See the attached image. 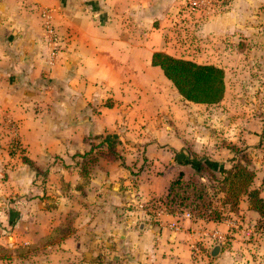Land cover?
I'll list each match as a JSON object with an SVG mask.
<instances>
[{"label": "crops", "instance_id": "obj_1", "mask_svg": "<svg viewBox=\"0 0 264 264\" xmlns=\"http://www.w3.org/2000/svg\"><path fill=\"white\" fill-rule=\"evenodd\" d=\"M47 25L60 39L54 59ZM155 52L221 68L224 99L214 105L184 100L152 66ZM249 95L264 96V0L194 10L184 0H0V124L24 150L10 155L0 134V161L19 157L23 165L0 170V244H36L75 212L73 234L27 264H194L193 245L203 252L202 264H252L251 252L263 254L254 245L264 233L246 198L238 217L221 222L164 212L153 219L140 208L157 204L181 173L198 178L197 162L221 175L238 158L226 147L197 145L160 125L243 122L244 115L233 120L228 112L260 111ZM146 122L158 124L156 133L143 129ZM260 124L233 145L247 147L254 187L264 199ZM97 136L112 137L126 167L101 157L84 178L77 155L88 152ZM45 169L41 185L37 172ZM6 172L9 178L2 179ZM83 180L88 187L80 197ZM63 185L71 186V195ZM5 191L18 197L31 192L33 198L9 203L2 199ZM215 245L221 250L212 258Z\"/></svg>", "mask_w": 264, "mask_h": 264}, {"label": "trees", "instance_id": "obj_2", "mask_svg": "<svg viewBox=\"0 0 264 264\" xmlns=\"http://www.w3.org/2000/svg\"><path fill=\"white\" fill-rule=\"evenodd\" d=\"M152 66L159 67L162 70L164 76L186 101L214 105L224 99L226 90L225 73L217 66L178 59L163 52H155L152 55ZM95 139L98 142L92 143L88 152L77 155L80 157L81 175L84 178L89 177L90 167L101 157L107 160L121 161L123 166L126 167L124 156L119 155L117 145L111 141V138L97 136ZM23 153L24 150L21 149V154ZM21 159L23 163L37 169L35 164L25 156H22ZM233 162L235 164L231 168L221 170L222 179H217L214 173L210 172L201 162H197L199 171L209 172V175L214 178L218 186H209L205 182L198 181L197 177L184 179L181 173L179 178L171 183L166 195L158 199L159 208L164 213L173 216L188 213L197 220L221 222L229 215L239 214L241 201L246 198L249 209L258 213L260 223L264 227V199L261 197L260 189L254 187L256 172L251 168V159L245 157L242 161L234 159ZM211 164L213 165V163ZM214 189L224 195L221 203L224 210L214 206L210 201L209 193ZM227 212L230 214H227ZM73 232V226L67 227L62 224L36 244L15 248H8L0 244V260L33 256L66 239ZM3 255L7 256L4 257Z\"/></svg>", "mask_w": 264, "mask_h": 264}, {"label": "rangeland", "instance_id": "obj_3", "mask_svg": "<svg viewBox=\"0 0 264 264\" xmlns=\"http://www.w3.org/2000/svg\"><path fill=\"white\" fill-rule=\"evenodd\" d=\"M184 55L186 56V54H184ZM229 85H231V86L234 85V81H232V78L229 79ZM232 96H233L232 102H235V97H237V96H234V95H232ZM246 99L248 101H250V103H252V104H254L256 102H260V104H261L260 111L255 112V111H253L254 108L250 107L248 109V111H244L243 113L242 112L239 113L236 110L235 111L230 110L228 112V118L233 119V120L238 119L241 116V114L244 115L243 116V118H244L243 122H164V124L160 125V126H162L164 128V131H170L171 128H174V131L176 132L178 138L183 139V140L187 139V140L191 141L192 143L196 142L197 145H200V144L205 145V141H207V142H209L208 144H211V146L213 148L217 147L218 149H220L219 147H226V148L230 149L234 155H237L238 158H235V160L242 161L243 158H245V157L250 158L249 154L247 153L248 152L247 147L244 145H241V146L233 145V141H235V138L237 136H239V134H242L243 131H246L249 134L255 133L254 130H256L257 125L262 126L260 123L264 122V96H260L259 98H257V96L255 97V95H249V96H247ZM157 125L158 124L156 122H146V124L143 126V129L146 130L147 133L149 132L148 134H150V133L154 134V132L156 133L155 127H157ZM0 126H1L0 127V134L1 135L3 134V139L5 140L4 141V145L6 147L5 150L7 152H9L10 155L13 153L14 154L21 153V147L19 146V144H17V141L15 139L16 137H14L12 135L13 133H11L12 132L11 129L9 127L7 128L1 124H0ZM149 128H150V131H147ZM260 131L262 132L263 130L261 129ZM262 137H264V136H262ZM113 142H114V140H113ZM116 143L118 144V140L116 141ZM263 145H264V142H263ZM189 150L192 151V149L190 147H189ZM119 152H120L119 155L122 156V151H119ZM191 153H193V152H191ZM262 157H259V159H262ZM193 158L197 159V157L195 155H193ZM199 158H206V157H205V155H200ZM57 162L58 161L55 160L53 163H57ZM233 164H235V162L232 161L229 168H231L233 166ZM18 166H19V169L22 170L23 165H22L19 157L14 158V159L12 158L9 161H0V170L6 169L9 171H12L13 169L17 168ZM48 171H49L48 169H45L43 171L37 172V175L40 174L39 180L41 182V185L46 183V172H48ZM197 176H198L197 180L200 182H205V183L209 184V186H213V187L218 186V184H217V182H215L214 178L212 176H210L209 174H207V171H199ZM192 177H195V176L193 175ZM215 177L217 179H222V176L220 174H215ZM4 178H6V179L9 178V174L7 172L2 177V179H4ZM202 179H205V181H203ZM87 184L88 183H86L83 180L81 185H78L81 187L84 186L81 195H79L80 197L85 195L86 189L88 187ZM70 188H71L70 185L68 187L63 185L62 192L71 195L70 194L71 193ZM5 193L8 194V196L5 197L6 194L2 195V196H4L2 199L4 200L6 198V200H8L9 203H13L16 200L23 199V197L26 200H30L33 198L31 192L25 193L23 196H20V197H18L17 195L15 196L13 193H10L8 191H5ZM223 197H224V195L220 192L219 193L216 192L215 189L211 190L209 193V198H210V201L212 202V204H214V206H217L221 210H224V207L221 205V203L223 201L222 200ZM49 198H50V202H51L50 206L51 207L55 206V203H56L57 198H58L57 195L55 194ZM242 200H244V198ZM78 202L82 203L81 198H79ZM227 214H230V213L227 212ZM76 215L77 214L75 212H71L69 214L66 222L63 223V225H66L67 227L72 226L73 222L75 221ZM237 215L239 216V214H234V217H238ZM257 228L259 230L260 229L264 230V227L262 226V223H260V222L257 224ZM255 242L259 243L260 245L259 246L254 245V248L256 247L258 249H261L263 254H262V256H260V255H257L256 251H254V253L251 252V254L249 255L250 260L254 264H264V244L262 245V243H264V237L263 236L259 237ZM3 256L6 257L7 255H3ZM31 257L32 256H30V257L26 256L23 258H15L13 260H0V264H27V263H29L28 259H30Z\"/></svg>", "mask_w": 264, "mask_h": 264}, {"label": "built area", "instance_id": "obj_4", "mask_svg": "<svg viewBox=\"0 0 264 264\" xmlns=\"http://www.w3.org/2000/svg\"><path fill=\"white\" fill-rule=\"evenodd\" d=\"M184 3L191 7L192 10L198 9L201 6H214L215 4H218L219 6L225 5L229 3V0H184ZM47 41L50 45H52L51 49V58L54 59L58 53H59V47H60V39L58 37L57 32L55 29L51 26H46L45 29ZM160 204H154V205H144L140 204V208H143L145 210L144 216L150 217L153 219H156L161 213H163L162 209L159 208ZM148 208V209H147ZM184 216L186 218H190L191 216L188 213H185ZM259 230V229H258ZM260 233H264V230L260 229ZM192 253H193V261L194 264H202L204 256L203 252L198 245L192 246Z\"/></svg>", "mask_w": 264, "mask_h": 264}, {"label": "water", "instance_id": "obj_5", "mask_svg": "<svg viewBox=\"0 0 264 264\" xmlns=\"http://www.w3.org/2000/svg\"><path fill=\"white\" fill-rule=\"evenodd\" d=\"M220 250H221V246L220 245H215L211 251V257L212 258H216L219 253H220Z\"/></svg>", "mask_w": 264, "mask_h": 264}]
</instances>
